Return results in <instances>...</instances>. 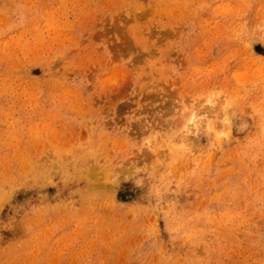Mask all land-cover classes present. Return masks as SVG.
Wrapping results in <instances>:
<instances>
[{"label": "rangeland", "instance_id": "1", "mask_svg": "<svg viewBox=\"0 0 264 264\" xmlns=\"http://www.w3.org/2000/svg\"><path fill=\"white\" fill-rule=\"evenodd\" d=\"M0 264H264V0H0Z\"/></svg>", "mask_w": 264, "mask_h": 264}, {"label": "bare ground", "instance_id": "2", "mask_svg": "<svg viewBox=\"0 0 264 264\" xmlns=\"http://www.w3.org/2000/svg\"><path fill=\"white\" fill-rule=\"evenodd\" d=\"M121 169H122V168H121ZM127 169H128V168H127ZM128 170H129V169H128ZM122 171H123V169H122ZM122 171H121V172H122ZM133 172H134V171H133ZM125 173H126V172H125ZM128 173H129V172H128ZM121 175H122V174H121ZM117 176H118V175H117ZM119 176H120V175H119Z\"/></svg>", "mask_w": 264, "mask_h": 264}]
</instances>
